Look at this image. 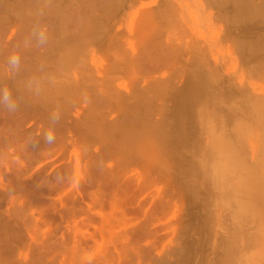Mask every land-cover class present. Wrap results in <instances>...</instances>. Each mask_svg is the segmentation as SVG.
<instances>
[{
  "label": "rangeland",
  "instance_id": "1",
  "mask_svg": "<svg viewBox=\"0 0 264 264\" xmlns=\"http://www.w3.org/2000/svg\"><path fill=\"white\" fill-rule=\"evenodd\" d=\"M4 88L0 264H264V0H0Z\"/></svg>",
  "mask_w": 264,
  "mask_h": 264
},
{
  "label": "clouds",
  "instance_id": "2",
  "mask_svg": "<svg viewBox=\"0 0 264 264\" xmlns=\"http://www.w3.org/2000/svg\"><path fill=\"white\" fill-rule=\"evenodd\" d=\"M38 39L41 42H44L46 40V35L44 32H40L38 34ZM8 63L12 67H18L19 66V57L18 56H12L10 57ZM0 105L6 106L9 108V110H14L15 109V104L12 99V95L10 91L7 88L0 89ZM44 139L46 143L51 144L55 141V135L52 130H49L48 132L45 133Z\"/></svg>",
  "mask_w": 264,
  "mask_h": 264
},
{
  "label": "bare ground",
  "instance_id": "3",
  "mask_svg": "<svg viewBox=\"0 0 264 264\" xmlns=\"http://www.w3.org/2000/svg\"><path fill=\"white\" fill-rule=\"evenodd\" d=\"M243 4H244V3H243ZM71 50L73 51L74 49H70V51H71ZM70 51H69V53H68V58H69V54H71ZM73 52H74V51H73ZM73 55H74V53H73ZM70 56H72V54H71ZM74 56H75V55H74ZM64 57H65V59L67 58V56H64ZM64 57H63L62 59H64ZM68 58H67V59H68ZM73 58H74V57L72 56V59H73ZM62 59H61V60H62ZM72 59L70 58V59H68V60L72 61ZM68 60H66V61H68ZM59 61H60V60H59ZM61 62H62V61H61ZM48 76H49V75H48ZM39 91H40V90H39ZM53 91H54V90H53ZM53 91H52V92H53ZM193 96H195V95H193ZM194 101H195V100H194ZM0 109H1V108H0ZM11 112H12V111H11ZM0 119H2V118H0ZM0 121H1V120H0ZM175 123H176V122H175ZM177 123H178V120H177ZM177 123H176V124H173V125L178 126ZM2 125H3V124H2ZM0 126H1V124H0ZM2 127H3V128L5 127L6 129H7V128L10 129L11 127L9 128V127L4 126V125L1 126L0 131H2V132L5 131V132H3V133L0 132V136H2V138H3V136H4V135L6 136V133H8V132H7L8 130L6 131V129H5V128L2 129ZM181 127H183V126H181ZM161 128H162V126H161ZM161 128H159V130H160ZM172 128H173V127H172ZM156 129H158V128H156ZM156 129H154V133H157V132H158V131H156ZM178 129L181 130V128H179V127H178ZM10 131H11V129H10ZM10 131H9L10 134L8 133V136H13V135H11V134H12L11 132H13V131H11V132H10ZM155 131H156V132H155ZM161 132H163V131L161 130ZM1 133H2V134L5 133V134H4V135H1ZM157 134H158V133H157ZM159 134H160V131H159ZM179 134H180V133H179ZM5 136H4V138H5ZM140 136H141V135H140ZM140 136H139V137H140ZM143 136H146V135H143ZM141 137H142V136H141ZM6 138H7V140L9 139V137H6ZM10 138L12 139V141H14V140L16 141V140L18 139V138H16V137H15L16 139H14V137H13V138L10 137ZM143 138H144V137H143ZM147 138H149V137H147ZM0 139H1V138H0ZM11 139H10V140H11ZM139 139L141 140V138H139ZM145 139H146V138H144V140H142V142H143V141L145 142ZM151 139H152V138H151ZM177 139H178V138H177ZM179 139H180V138H179ZM5 140H6V139H5ZM5 140H3V142H5ZM18 140H19V139H18ZM149 140H150V138H149L148 141H147L148 143H147V142H145V143H146V144H149V142H150ZM153 140H155V139H153ZM12 141H11V142H8V141H7V142H5V143H7L8 145H10V143H12ZM15 141L13 142V144H16V146H17L18 144L21 145V146L18 145V147H19V150H22V151H23V150H24L23 147H26V146H25V145L23 146V143H21V142H20V143H21V144H20V143L15 142ZM138 141H139V140H138ZM0 142H1L0 146H1L2 144H4V143L2 142V139L0 140ZM140 142H141V141H140ZM140 142H139V143H140ZM144 142H143V143H140V144H144ZM153 143H154V141H153ZM153 143H150V145H149L150 147L148 146V148H152V146L154 147L155 144L153 145ZM155 143H156V140H155ZM151 144H152V145H151ZM5 145H6V144H4V146H5ZM2 146H3V145H2ZM6 146H7V145H6ZM8 147H10V146H7L6 148L8 149ZM11 147H12V146H11ZM155 147H156V146H155ZM1 148H2V147H1ZM26 148H27V147H26ZM152 149H153V148H152ZM12 151H13V150H12ZM12 151H11V152H12ZM1 152H3V154H6L3 150L0 151V153H1ZM8 153H9V151H8ZM8 155H9V154H8ZM13 155H14V154H13ZM1 156H2V155H1ZM4 156H5V155H4ZM11 156H12V154H11ZM5 157H6V156H5ZM5 157H4V158H5ZM16 158L19 159L18 157H16ZM0 177H1V176H0ZM2 179H3V178H2ZM3 181H4V180H3ZM18 182H19V181H18ZM1 183H2V182H1ZM3 183H4V182H3ZM258 184H259V183H258ZM5 185H6V184H5ZM17 185H18V184H17ZM21 185H22V184H21ZM23 185H24V184H23ZM25 185H27V183H26ZM3 186H4V185H3ZM18 186H19V185H18ZM0 187H1V186H0ZM7 187H8V186H7ZM7 187H6V188H7ZM16 187H17V186H16ZM24 187H25V186H24ZM24 187H23L22 190H24ZM26 187H27V186H26ZM26 187H25V188H26ZM2 188H5V187H2ZM6 188H5V189H6ZM258 188H259V187H258ZM27 189H28V188H26V190H27ZM254 190H255V189H254ZM8 192H9V191H8ZM2 194H3V193H2ZM5 194H6V193H5ZM4 197H5V196H4ZM21 200H22V199H21ZM23 202L26 203V200L23 201ZM28 202H29V201H28ZM19 204H20V203H19ZM19 204H18V205H19ZM21 204H22V203H21ZM19 206H20V205H19ZM27 206H28V204H27ZM23 207H24V205H23ZM15 208H16V207H15ZM28 208H29V206H28ZM19 209H20V208H19ZM20 213H21V212H20ZM17 215H19V214H17Z\"/></svg>",
  "mask_w": 264,
  "mask_h": 264
}]
</instances>
